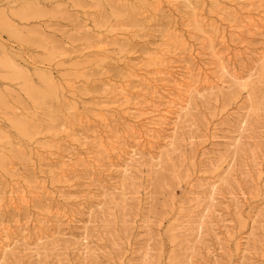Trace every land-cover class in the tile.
<instances>
[{
	"label": "rangeland",
	"instance_id": "1",
	"mask_svg": "<svg viewBox=\"0 0 264 264\" xmlns=\"http://www.w3.org/2000/svg\"><path fill=\"white\" fill-rule=\"evenodd\" d=\"M0 199V264H264V0H0Z\"/></svg>",
	"mask_w": 264,
	"mask_h": 264
},
{
	"label": "bare ground",
	"instance_id": "2",
	"mask_svg": "<svg viewBox=\"0 0 264 264\" xmlns=\"http://www.w3.org/2000/svg\"><path fill=\"white\" fill-rule=\"evenodd\" d=\"M222 71H225V68L224 67H222ZM227 71V70H226ZM228 73V72H227ZM232 76H233V78H232ZM232 76H230L231 78L230 79H233L232 80V82L234 81L235 83L237 82H240L241 80H240V78H236V76L234 77V75H232ZM180 87V86H179ZM154 93V92H153ZM191 93V92H190ZM190 105V104H189ZM188 105V106H189ZM187 106V105H186ZM175 107V106H174ZM184 107V106H183ZM182 106H180L179 107V109H181V111L180 112H182V111H184L185 113L184 114H186V110H187V108L185 107V108H183ZM178 109V110H179ZM188 115V114H187ZM102 143V142H101ZM175 143H174V141H172L171 142V145H174ZM101 145V144H100ZM112 146H113V144H112ZM113 148V147H112ZM14 199V198H13ZM0 201H2L1 199H0ZM1 205V204H0Z\"/></svg>",
	"mask_w": 264,
	"mask_h": 264
}]
</instances>
